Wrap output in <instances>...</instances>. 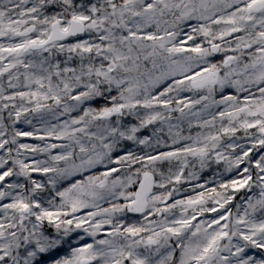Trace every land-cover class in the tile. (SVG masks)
I'll return each instance as SVG.
<instances>
[{
	"label": "snow or ice",
	"instance_id": "1",
	"mask_svg": "<svg viewBox=\"0 0 264 264\" xmlns=\"http://www.w3.org/2000/svg\"><path fill=\"white\" fill-rule=\"evenodd\" d=\"M0 264H264V0H0Z\"/></svg>",
	"mask_w": 264,
	"mask_h": 264
},
{
	"label": "trees",
	"instance_id": "2",
	"mask_svg": "<svg viewBox=\"0 0 264 264\" xmlns=\"http://www.w3.org/2000/svg\"><path fill=\"white\" fill-rule=\"evenodd\" d=\"M19 127L26 128L27 126L26 125H19ZM24 142H32V141L28 138H24ZM206 175H210V173H206Z\"/></svg>",
	"mask_w": 264,
	"mask_h": 264
}]
</instances>
